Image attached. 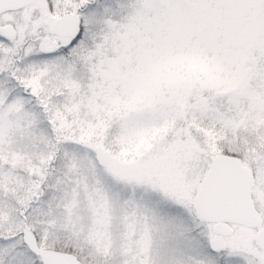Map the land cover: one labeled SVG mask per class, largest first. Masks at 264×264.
Instances as JSON below:
<instances>
[{
  "label": "snow or ice",
  "instance_id": "obj_1",
  "mask_svg": "<svg viewBox=\"0 0 264 264\" xmlns=\"http://www.w3.org/2000/svg\"><path fill=\"white\" fill-rule=\"evenodd\" d=\"M0 264H264V0H0Z\"/></svg>",
  "mask_w": 264,
  "mask_h": 264
}]
</instances>
